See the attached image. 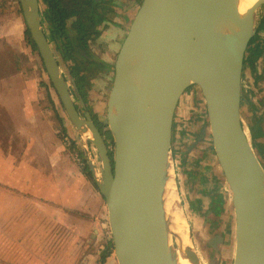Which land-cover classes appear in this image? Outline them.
Returning <instances> with one entry per match:
<instances>
[{"label": "water", "instance_id": "obj_1", "mask_svg": "<svg viewBox=\"0 0 264 264\" xmlns=\"http://www.w3.org/2000/svg\"><path fill=\"white\" fill-rule=\"evenodd\" d=\"M19 1L69 121L79 134L92 133L86 141L98 153L97 165L81 149L105 200L118 264H177L164 192L176 114L192 87L205 100L208 125L202 136L210 132L232 195V264H264V165L243 115L246 55L264 0L245 14L238 0H142L114 60L107 99L112 142L83 98L74 95L75 82L45 31L41 0ZM224 242L222 232L210 240L219 258ZM186 253L199 261L196 251Z\"/></svg>", "mask_w": 264, "mask_h": 264}, {"label": "rangeland", "instance_id": "obj_2", "mask_svg": "<svg viewBox=\"0 0 264 264\" xmlns=\"http://www.w3.org/2000/svg\"><path fill=\"white\" fill-rule=\"evenodd\" d=\"M141 1L108 2V5L114 8L111 7L108 20L98 26L101 31L100 38L90 47L92 56L105 62L107 68L104 70L103 67L94 66L99 72L98 76L92 79L88 89L86 110L105 124V131H108L107 99L112 86L114 60ZM260 9H264V6ZM26 31L27 24L20 1L0 0V70L1 67L5 70L3 74L7 84L4 96H15L12 89L20 84L17 78L18 70L27 69L28 71L24 72L28 75L21 81H30L31 85L34 81L40 106L51 114V122L46 126L50 135H47L44 142L48 143L49 140L53 145L62 143L60 154L66 156L70 163L78 164V159L81 160L79 152L82 151L87 136L79 134L69 121L57 93L50 85L38 51L28 42ZM247 70L246 64V74ZM75 101L81 109L80 101ZM243 107L246 122L250 123L246 98ZM207 125L205 100L200 91L192 87L180 102L175 118L172 168L195 251L202 256L206 264H232L235 226L232 195L218 163L210 132L202 136L203 128ZM16 138L18 137L13 136L10 131L9 135L4 137L5 149L9 154L13 152L12 145L17 142ZM108 139L112 142L110 137ZM88 149L92 151L89 142ZM48 160L53 161V158L48 157ZM87 177L89 178L88 174ZM96 183L95 178L92 184L95 192L100 193ZM12 189L0 185V198L4 196L3 201H8L4 208L3 201H0V212L6 213L4 218L0 216V235L3 232L6 240L3 247L0 243V264H13L12 259L21 260L23 254L34 255L37 259V262L35 259L34 262L27 259L25 261H32L27 264H118L114 250L104 260L100 259L102 251L111 240L107 208L101 195L100 207L93 213L65 207L76 219V223L70 224L72 229L66 230L61 227L56 215L53 219L49 216L50 203L44 199L43 192L30 193L28 189ZM13 205L15 212L18 208L21 210L20 215H15L19 223L15 228L11 225L13 217L9 216L12 214ZM53 207L54 214L62 206L53 204ZM2 223L6 225L5 230ZM75 227L78 228L76 231L73 230ZM79 229L81 232H78ZM217 232H222L225 237L219 253L220 258L210 245L211 237ZM14 243L18 246H14ZM13 252L18 253L17 258L13 256Z\"/></svg>", "mask_w": 264, "mask_h": 264}, {"label": "crops", "instance_id": "obj_3", "mask_svg": "<svg viewBox=\"0 0 264 264\" xmlns=\"http://www.w3.org/2000/svg\"><path fill=\"white\" fill-rule=\"evenodd\" d=\"M263 6L264 4L261 8ZM254 36L256 40L253 43V48L257 44L261 45L262 54L252 64L245 61L248 70L246 74L245 64L243 95L245 94L249 104L247 114L248 116L250 114L251 123L257 124L260 119L264 121V9L258 11ZM25 70L27 69L20 68L18 70L17 78L20 84L12 89L15 96L9 98L4 96L7 85L3 74L5 70L3 67L0 70V138L2 137L0 139V185L16 190L28 189L30 193L43 192L44 199L50 203V206L48 204V211L51 219L56 215L61 227L71 230L70 224L76 223V219L72 216L73 214L65 210V207L75 208L85 213H93L96 208L100 207L101 194L95 192L90 177L88 178L83 172L82 159H78V164L70 163L66 156L63 157L60 154L62 143L53 145L49 140L48 143L44 142L47 135H50V131H46V126L51 122V114L40 106L34 81H32V85L30 81H21V79H26L28 75L24 72ZM243 115H246L244 108ZM261 125L262 130L256 141L264 145V122ZM9 131L13 136L18 137L16 138L17 142L12 145L13 152L11 154L8 153L4 145V137L9 135ZM77 156L78 154L76 159ZM48 157L53 158V161L48 160ZM261 160L264 165V156L261 157ZM39 161L43 162L40 163ZM4 199L3 196L0 201ZM3 203L2 207L4 208L8 201H3ZM53 204L62 206L60 210L55 209L57 211L54 214L52 211ZM14 207L15 205L12 206V214L9 216L13 217L11 225L15 228L19 224L15 215H20L21 210L18 208L15 212ZM5 215L4 211L0 212V216L5 217ZM2 224L3 230H5L4 226L6 225ZM77 229L75 227L73 230L76 231ZM78 232L81 230L79 229ZM5 242L2 232L0 235L2 247ZM14 246L18 245L14 243ZM17 254V252H13V256L16 258L18 257ZM33 256L23 254V259H12V262L13 264H27L30 262L25 261L27 259L37 262L36 257ZM39 262L41 261L39 260Z\"/></svg>", "mask_w": 264, "mask_h": 264}, {"label": "trees", "instance_id": "obj_4", "mask_svg": "<svg viewBox=\"0 0 264 264\" xmlns=\"http://www.w3.org/2000/svg\"><path fill=\"white\" fill-rule=\"evenodd\" d=\"M109 1L110 0H41V8L42 5H44L41 12L45 31L50 42L55 47L56 54L64 71H66L75 82L74 95L75 93L78 97L80 95L85 103L87 102L88 89L91 86V81L98 76L99 71H97L95 67H103L104 70L107 68L105 62L98 61L92 56L90 47L92 43L100 38L101 31L98 26L108 20L106 13L109 9ZM26 33L28 42L38 51L28 28ZM255 40L256 38L254 36L248 47L246 61L249 64L254 63L262 54L261 45L257 44L256 47L253 48ZM50 85L53 87L51 82ZM90 113L92 114V112ZM92 116L105 135L111 138V133L104 130L105 124L99 121L94 114H92ZM261 121L262 119H260L257 124H252L251 122H247V124L250 129L252 143L263 158L264 145L256 141V138L262 130ZM82 153V151L79 152L82 159V170L86 175L88 174L91 181H94L95 177L86 157ZM96 185H98V183H96ZM112 250L113 242L111 239L106 249L102 251L100 259L104 260Z\"/></svg>", "mask_w": 264, "mask_h": 264}, {"label": "bare ground", "instance_id": "obj_5", "mask_svg": "<svg viewBox=\"0 0 264 264\" xmlns=\"http://www.w3.org/2000/svg\"><path fill=\"white\" fill-rule=\"evenodd\" d=\"M258 0H238V9L240 13L245 14ZM87 137H92L91 131L88 129L84 132ZM174 169L172 165L168 169V180L164 192V208L166 212L168 234L170 244L172 243L174 252L176 253L177 264H206L202 256L199 255V261H192L187 255L186 250L192 249V237L188 228V223L180 204L178 187L176 184Z\"/></svg>", "mask_w": 264, "mask_h": 264}, {"label": "built area", "instance_id": "obj_6", "mask_svg": "<svg viewBox=\"0 0 264 264\" xmlns=\"http://www.w3.org/2000/svg\"><path fill=\"white\" fill-rule=\"evenodd\" d=\"M92 151L88 149V142L85 140V144L83 145V148L88 152V154L92 157V160L94 161L95 165H97L96 161H98V153L94 146H92Z\"/></svg>", "mask_w": 264, "mask_h": 264}, {"label": "flooded vegetation", "instance_id": "obj_7", "mask_svg": "<svg viewBox=\"0 0 264 264\" xmlns=\"http://www.w3.org/2000/svg\"><path fill=\"white\" fill-rule=\"evenodd\" d=\"M109 2H111V3H112V2H113V0H110ZM111 7H112V5H111V6L109 5V9H108V12L106 13V16L110 15V14H108V13L110 12V9H111ZM113 8H114V7H112V9H113ZM262 122H263V121H262Z\"/></svg>", "mask_w": 264, "mask_h": 264}]
</instances>
